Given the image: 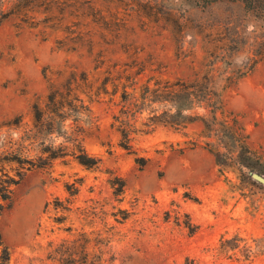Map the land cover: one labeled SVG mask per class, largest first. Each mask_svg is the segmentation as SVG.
<instances>
[{
  "label": "rangeland",
  "instance_id": "1",
  "mask_svg": "<svg viewBox=\"0 0 264 264\" xmlns=\"http://www.w3.org/2000/svg\"><path fill=\"white\" fill-rule=\"evenodd\" d=\"M45 146L65 154L0 200L7 264H264L263 18L232 0H0V154Z\"/></svg>",
  "mask_w": 264,
  "mask_h": 264
},
{
  "label": "trees",
  "instance_id": "2",
  "mask_svg": "<svg viewBox=\"0 0 264 264\" xmlns=\"http://www.w3.org/2000/svg\"><path fill=\"white\" fill-rule=\"evenodd\" d=\"M200 2L203 3H212L217 0H199ZM232 1H240L244 4L245 8L247 10L251 11L255 15H260L263 20H264V0H232ZM72 90V89H71ZM67 89L66 96L68 98H71L73 96L74 100L77 101H82L80 98H77L74 96L72 91ZM65 94V93H64ZM59 97H63V92L59 90H54L51 91L50 94L48 95V101L51 102L53 108L52 114L54 117L61 115L59 113H56V106L57 105L55 102V99ZM82 103V102H81ZM80 106H84L83 104H80ZM75 105L72 107V111H77L75 109ZM86 107V106H84ZM87 109V108H86ZM33 113H34V119L36 123H39L42 117V110L38 108L36 104L33 106ZM76 149L75 152L72 153L73 157L82 165L86 167H94L97 164V159L91 155H89L85 149L79 145L75 144ZM124 148H128L127 144H122ZM64 148L58 147V148H52L51 146H45L40 149L41 155L37 157V160L33 159H27V158H22L19 155H16L15 153L13 154H0V200L6 201L9 200L11 197V190L13 186L17 185L23 178L26 172L29 170L36 168V167H44L47 165L52 159L63 156L65 153L63 152ZM8 162V163H16L17 167L15 176L10 175L8 171H6L5 167L3 166V163ZM4 209V204L0 202V214L2 213ZM0 247H1V253H0V264H7L9 254H8V249L7 247L3 244L2 236L0 233ZM63 251V250H62ZM89 264H94L93 262Z\"/></svg>",
  "mask_w": 264,
  "mask_h": 264
},
{
  "label": "water",
  "instance_id": "3",
  "mask_svg": "<svg viewBox=\"0 0 264 264\" xmlns=\"http://www.w3.org/2000/svg\"><path fill=\"white\" fill-rule=\"evenodd\" d=\"M251 175H252V177H253L255 180H257V181H259V182H261V183H264V177H263V176H261V175H259V174H257V173H252Z\"/></svg>",
  "mask_w": 264,
  "mask_h": 264
}]
</instances>
